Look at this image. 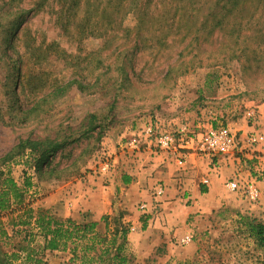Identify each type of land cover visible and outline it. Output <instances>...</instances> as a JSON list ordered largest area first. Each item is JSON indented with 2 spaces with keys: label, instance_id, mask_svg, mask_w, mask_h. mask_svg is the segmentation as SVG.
Returning a JSON list of instances; mask_svg holds the SVG:
<instances>
[{
  "label": "rangeland",
  "instance_id": "1",
  "mask_svg": "<svg viewBox=\"0 0 264 264\" xmlns=\"http://www.w3.org/2000/svg\"><path fill=\"white\" fill-rule=\"evenodd\" d=\"M120 1L0 0V170H9L22 186L25 177L31 179L26 198L36 209H77L111 190L107 178L119 142L139 137L141 146L161 150L154 142L147 145V124L139 121L176 132L181 124L196 128L190 122L195 115L203 128L214 119L215 126L232 130L230 121L245 114L253 125L248 136L260 128L247 103H264V0H148L145 10ZM74 78L84 86L51 95ZM165 117L174 120L171 128L162 125ZM27 139L56 140L63 147L39 172L34 152L19 147ZM255 146L233 156L246 160L242 182L264 181ZM259 188L256 202L238 194L258 204ZM113 190L114 204L105 215L111 230L115 218L128 212L126 190ZM165 192L166 185L157 184L155 195ZM144 202L149 203L138 201L136 209L145 214ZM161 202L153 200L145 210L159 213ZM209 206L189 216L186 242V235L148 228L146 219L135 230L127 224L125 264H264V248L240 222L242 215L260 219ZM6 239L4 257L13 242Z\"/></svg>",
  "mask_w": 264,
  "mask_h": 264
},
{
  "label": "crops",
  "instance_id": "2",
  "mask_svg": "<svg viewBox=\"0 0 264 264\" xmlns=\"http://www.w3.org/2000/svg\"><path fill=\"white\" fill-rule=\"evenodd\" d=\"M253 103L248 102L247 109L255 111V120L259 124V129L264 132V103ZM197 118V116L193 115L190 122L191 124L194 122L196 127H200L204 123ZM172 121L174 120L168 117L161 119L162 125L167 128H171ZM213 122L218 125L214 119ZM149 123L151 121L147 120L144 122L139 121L136 124L142 127L147 124L148 127ZM175 123L179 124V120H176ZM251 124L252 121H249L245 114L232 119L229 123L232 130L242 140L243 147H247L248 133L253 128ZM130 142H119L120 146L116 147L117 155L114 159V168L107 178L109 181L108 187L111 190L106 191V194L101 192V195L85 200L83 207L80 206L77 209L74 207L68 209V211L61 212L55 210L52 205L48 206L51 207L54 214L72 217L78 222L83 220L96 221V231L100 234H105L107 222L104 216L110 212L109 208L114 204V199L111 198L112 196L109 193L114 192L113 188L117 190L119 186H123L126 190L125 203L128 211L122 217L123 223L135 224L137 228L142 227V222L146 219L147 226L150 229L162 227L166 231H173V233H169V236L183 237L190 235L189 228L185 227L186 222L192 213L204 212V205H210L211 210L225 206L264 220L263 180L258 182V185L263 190L262 200L258 204H247L239 196L238 192L230 190L227 186V182L230 179L243 173L247 174L245 159H241L238 156L226 159L220 156H212L205 152L174 151L173 149L156 151V149L149 148L150 146H141L135 149ZM254 149L259 153L256 156L259 159L258 164L260 167H264V141L258 143ZM178 157L184 158L183 165L178 163ZM260 167L254 166L257 170ZM205 179H208L209 182L204 183ZM160 182L166 185V192L161 197L155 195L157 184ZM156 199L162 201L159 204L162 207V211L159 213H153L151 208L144 210L145 214L143 211L136 209L138 201H148V204H151ZM9 220V215L0 217V222L2 221L0 231L2 228L7 231L4 236L0 234V264H10L4 258L6 249L4 240L8 238V240L16 242L17 238L19 239L17 234L19 226L14 227L9 223ZM161 223H164L165 226H162ZM34 243L38 246L43 243V239L40 236H36ZM72 256L73 254L69 249L63 251L46 250L43 254V259L45 264H67Z\"/></svg>",
  "mask_w": 264,
  "mask_h": 264
},
{
  "label": "trees",
  "instance_id": "3",
  "mask_svg": "<svg viewBox=\"0 0 264 264\" xmlns=\"http://www.w3.org/2000/svg\"><path fill=\"white\" fill-rule=\"evenodd\" d=\"M76 2V0H74ZM148 0H130L127 3L134 9L145 10ZM74 3V2H73ZM119 6H124L122 0ZM223 13L219 16L222 21L225 14L226 5L221 6ZM228 10V9H227ZM220 10L210 12V15H218ZM17 15L10 22L17 24ZM14 30V29H13ZM7 31L5 40L11 43L15 31ZM11 41V42H10ZM76 84L83 87L80 80L74 78L69 80L51 94L61 96L66 93L71 86ZM19 147L23 150L31 149L35 154V167L37 171L43 172L51 163L53 156L63 147V143L56 140H23ZM31 185V179L25 177L23 186L15 179L8 170H0V217L9 215V223L14 227L19 226L17 234L19 240L11 242V250L5 253V260L10 264H45L43 254L46 250H70L73 254L71 263L77 258L81 259V264H125L128 260L122 251L127 241L128 227L122 222V215H119L117 224L111 230L107 221V231L100 234L96 231V221L78 222L72 217H59L50 210L44 208L36 209L26 198L27 188ZM242 228L254 237L256 244L264 248V221L255 220L241 216ZM2 221L0 222V225ZM7 231L2 228L1 235H6ZM36 236L43 239V243L36 245ZM114 251V252H113Z\"/></svg>",
  "mask_w": 264,
  "mask_h": 264
},
{
  "label": "built area",
  "instance_id": "4",
  "mask_svg": "<svg viewBox=\"0 0 264 264\" xmlns=\"http://www.w3.org/2000/svg\"><path fill=\"white\" fill-rule=\"evenodd\" d=\"M248 115L255 119V111L248 110ZM205 128L202 125L191 129L187 124H181L176 132L158 131L155 125L147 127L145 133L148 137L149 143L154 142L155 146L159 149H167L174 151H194V152H205L212 156H220L221 158L228 159L229 157L236 156L238 151L243 150V142L238 138L237 134L234 133L229 127L221 125L215 126L213 122L208 121ZM204 126V125H203ZM142 139L139 137L131 140V145L138 149L141 147ZM264 141V132L259 129L248 136L247 146L257 145ZM243 147V148H242ZM178 163L184 164V158L178 157ZM109 166V163L105 164V168ZM240 175L235 176L227 182V186L230 190L242 193L246 198L252 202H256L261 197V189L255 180H247L242 182ZM208 179L204 180V183H208ZM159 193H163L164 189L160 188ZM142 210L147 209V203L140 205ZM136 227L131 226V230H135ZM183 240L190 241L191 236L188 235Z\"/></svg>",
  "mask_w": 264,
  "mask_h": 264
}]
</instances>
